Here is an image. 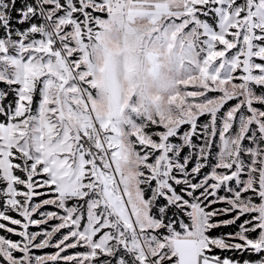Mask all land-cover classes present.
Masks as SVG:
<instances>
[{
	"label": "snow or ice",
	"instance_id": "snow-or-ice-1",
	"mask_svg": "<svg viewBox=\"0 0 264 264\" xmlns=\"http://www.w3.org/2000/svg\"><path fill=\"white\" fill-rule=\"evenodd\" d=\"M0 232V264H264V0H0Z\"/></svg>",
	"mask_w": 264,
	"mask_h": 264
},
{
	"label": "trees",
	"instance_id": "trees-1",
	"mask_svg": "<svg viewBox=\"0 0 264 264\" xmlns=\"http://www.w3.org/2000/svg\"><path fill=\"white\" fill-rule=\"evenodd\" d=\"M233 229H231V228H228V229H220L219 231H221V232H226V231H232ZM2 233V232H1ZM3 234V233H2Z\"/></svg>",
	"mask_w": 264,
	"mask_h": 264
},
{
	"label": "rangeland",
	"instance_id": "rangeland-1",
	"mask_svg": "<svg viewBox=\"0 0 264 264\" xmlns=\"http://www.w3.org/2000/svg\"><path fill=\"white\" fill-rule=\"evenodd\" d=\"M202 119H206V117L205 118H202ZM205 171H207V169H205ZM34 230V229H33ZM0 234H2L1 232H0ZM13 239H16V237H13Z\"/></svg>",
	"mask_w": 264,
	"mask_h": 264
}]
</instances>
